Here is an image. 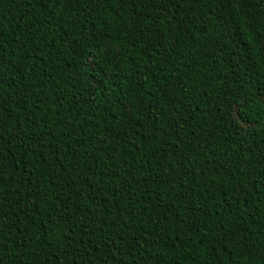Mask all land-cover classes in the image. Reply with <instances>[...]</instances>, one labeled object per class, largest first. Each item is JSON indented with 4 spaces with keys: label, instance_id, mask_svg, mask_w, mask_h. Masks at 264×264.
Returning <instances> with one entry per match:
<instances>
[{
    "label": "trees",
    "instance_id": "trees-1",
    "mask_svg": "<svg viewBox=\"0 0 264 264\" xmlns=\"http://www.w3.org/2000/svg\"><path fill=\"white\" fill-rule=\"evenodd\" d=\"M0 0V264H264V0Z\"/></svg>",
    "mask_w": 264,
    "mask_h": 264
},
{
    "label": "snow or ice",
    "instance_id": "snow-or-ice-1",
    "mask_svg": "<svg viewBox=\"0 0 264 264\" xmlns=\"http://www.w3.org/2000/svg\"><path fill=\"white\" fill-rule=\"evenodd\" d=\"M161 8H163V0H162V3H161Z\"/></svg>",
    "mask_w": 264,
    "mask_h": 264
}]
</instances>
